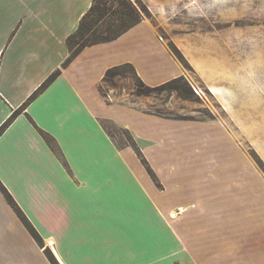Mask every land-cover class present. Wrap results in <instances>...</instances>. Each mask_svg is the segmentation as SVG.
I'll return each instance as SVG.
<instances>
[{"label": "crops", "instance_id": "obj_1", "mask_svg": "<svg viewBox=\"0 0 264 264\" xmlns=\"http://www.w3.org/2000/svg\"><path fill=\"white\" fill-rule=\"evenodd\" d=\"M92 1L0 0V126L21 109L0 134V182L39 235L0 191V264H51L45 249L58 264H264L259 172L239 151L200 143L226 134L99 90L106 70L126 63L146 85L188 79L152 26L141 19L62 67ZM104 122L131 132L161 188Z\"/></svg>", "mask_w": 264, "mask_h": 264}, {"label": "rangeland", "instance_id": "obj_2", "mask_svg": "<svg viewBox=\"0 0 264 264\" xmlns=\"http://www.w3.org/2000/svg\"><path fill=\"white\" fill-rule=\"evenodd\" d=\"M137 1L141 19L175 56L193 94L184 98L175 90L157 89L159 84L141 88L133 71L125 69V76L102 80L104 100L131 103L196 130L226 134L222 142L200 143L243 153L242 165L258 171L264 184V0ZM103 20L113 21L115 28L120 22L109 15ZM102 22L100 28L105 27ZM104 126L118 145L141 151L130 131L112 122ZM152 172L147 173L161 188Z\"/></svg>", "mask_w": 264, "mask_h": 264}, {"label": "trees", "instance_id": "obj_3", "mask_svg": "<svg viewBox=\"0 0 264 264\" xmlns=\"http://www.w3.org/2000/svg\"><path fill=\"white\" fill-rule=\"evenodd\" d=\"M141 10L139 7V3L136 0H93L90 8L85 11L82 15L79 25L77 29L73 33H70L67 36L66 43L69 51L68 56L62 63V67L66 66L67 63L71 62L73 58L82 50L85 46H91L100 42H108L115 38H117L123 32L129 30L132 26L137 24L141 20ZM106 15L110 17H118L119 23L115 28V24L113 21L103 20ZM104 21V22H102ZM105 23V27L100 28V23ZM125 69H131L138 80V85L141 88L148 87L137 75L133 67L130 63L120 64L116 66H112L106 70L103 80L106 81L108 77H114L118 75L125 76ZM61 69H57L52 72L46 80H44L40 86L34 90V92L30 95L29 98L23 103V107L33 98H36L39 93H41L51 81H54L55 78L60 74ZM157 89L164 90H175L179 96L187 98L188 94L192 93L193 90L190 86L189 81L184 76L174 77L164 83L159 84V86H155ZM143 94V92H139ZM21 106V108H22ZM20 110H15L9 117L2 123L0 126V134L5 131L8 125L12 122L15 116L19 115ZM136 150V154L138 158L143 163L151 175L153 174V170L147 163L146 159L141 155V151L134 147ZM0 191L8 200V203L14 209L18 217L21 219L20 221L24 224V226L29 230L31 235L38 241L39 235L36 230L33 228L31 223L28 221L29 219L26 215L19 209V207L14 203V199L8 193V191L4 188L3 184L0 182ZM45 253L48 257V260L51 264H58L56 259L53 257L52 253L45 249Z\"/></svg>", "mask_w": 264, "mask_h": 264}, {"label": "built area", "instance_id": "obj_4", "mask_svg": "<svg viewBox=\"0 0 264 264\" xmlns=\"http://www.w3.org/2000/svg\"><path fill=\"white\" fill-rule=\"evenodd\" d=\"M108 98H111V96H110V95H108Z\"/></svg>", "mask_w": 264, "mask_h": 264}, {"label": "bare ground", "instance_id": "obj_5", "mask_svg": "<svg viewBox=\"0 0 264 264\" xmlns=\"http://www.w3.org/2000/svg\"><path fill=\"white\" fill-rule=\"evenodd\" d=\"M171 215H172V213H171Z\"/></svg>", "mask_w": 264, "mask_h": 264}]
</instances>
